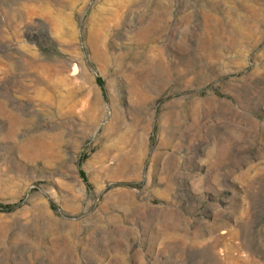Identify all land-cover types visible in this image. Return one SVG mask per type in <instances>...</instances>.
<instances>
[{
  "label": "rangeland",
  "instance_id": "rangeland-1",
  "mask_svg": "<svg viewBox=\"0 0 264 264\" xmlns=\"http://www.w3.org/2000/svg\"><path fill=\"white\" fill-rule=\"evenodd\" d=\"M0 204V264H264V0H0Z\"/></svg>",
  "mask_w": 264,
  "mask_h": 264
},
{
  "label": "trees",
  "instance_id": "trees-1",
  "mask_svg": "<svg viewBox=\"0 0 264 264\" xmlns=\"http://www.w3.org/2000/svg\"><path fill=\"white\" fill-rule=\"evenodd\" d=\"M82 175L85 177V173L84 172H81ZM14 208V205H3V204H0V210L2 211H9V210H12Z\"/></svg>",
  "mask_w": 264,
  "mask_h": 264
}]
</instances>
